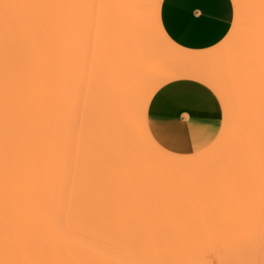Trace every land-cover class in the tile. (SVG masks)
I'll use <instances>...</instances> for the list:
<instances>
[{"label": "bare ground", "instance_id": "6f19581e", "mask_svg": "<svg viewBox=\"0 0 264 264\" xmlns=\"http://www.w3.org/2000/svg\"><path fill=\"white\" fill-rule=\"evenodd\" d=\"M149 1L118 0L124 32H119L121 35L115 37L110 11L116 0L89 2L87 13L80 0H73L71 17L68 16V0H0V264H113L110 258V263L108 258L104 259L106 261L99 260L97 255L103 246L100 248L97 240L85 242L86 228L92 235H106L135 230L142 225H133L135 228L132 224L118 221L172 220L181 215L192 216L194 211L196 215L204 209L200 205L201 209L195 210L196 204H193V208V202L189 206L190 203L181 195L183 193L179 192H182L180 188H186L181 183L191 179L200 169L203 171L202 167H206L212 159L198 163L168 160L150 146L142 131L144 102L159 83L158 80H164L161 68H157L153 62L148 64L151 58H146L152 54L147 50H154L155 59L162 61L161 53L157 52L162 50L153 44L154 40L163 39L155 19L158 0L153 2L151 18L147 15V4L152 3ZM257 3L258 7H254L258 8L257 16L249 18L257 26L246 33L248 42L243 40L242 57H238L235 51L231 53L232 56L238 54L236 58L241 60L236 61L231 55L226 59V62L235 60L232 67L238 74L234 70L235 75L232 73V67H229L230 70L227 68L231 65H228L229 62L227 67L220 68L223 73H228L221 78L219 72L221 79H217V75L213 77L211 70L199 68V71L197 66H193L196 69L191 71L213 83L226 98L238 87L234 84V78L239 75L244 86L247 84L254 89L253 94L252 89L247 88H244L246 92H241L243 96L251 94L244 102L251 106L246 110L247 105L243 104L242 107L241 102L235 127L237 135L250 138L264 137V47L261 46L264 44V39H261L264 35V0L262 5L261 0H257ZM83 38L88 45L85 62L88 66L70 75L69 47ZM149 43L150 48L145 51ZM143 56L148 60H143ZM170 56L165 52V57ZM181 59L178 61L184 63L185 60ZM145 61L151 67L145 68ZM163 65L162 70L166 68ZM189 65L185 68L188 69ZM240 66L242 68H238ZM154 67L157 68L154 71L157 72L156 77L149 73ZM180 67H177L179 71ZM174 69L171 70L174 72ZM178 70L174 73L169 71L174 76ZM228 70L232 71L233 81ZM217 72L213 70L212 74ZM53 81L56 82L55 86ZM117 81L119 88L114 86ZM150 81L153 82L150 84ZM237 90L239 93V88ZM53 98L57 103L55 126L52 122ZM100 107L105 108V125L102 128L105 141L102 145L97 144L94 134L95 122L101 117H98ZM242 108L246 110L243 114ZM100 183L103 189L99 187ZM180 196L184 203L180 202ZM203 204L206 207L208 202ZM203 211L201 217L211 212L203 214ZM216 212L210 215L219 216L221 213ZM222 212L224 215L236 214L228 210ZM258 230L261 231V227ZM229 234L225 238L228 241L233 233ZM236 242L239 248L240 241ZM262 242L263 239L258 242V248ZM232 246L235 245L232 243ZM87 252L89 260H86Z\"/></svg>", "mask_w": 264, "mask_h": 264}, {"label": "rangeland", "instance_id": "374dc122", "mask_svg": "<svg viewBox=\"0 0 264 264\" xmlns=\"http://www.w3.org/2000/svg\"><path fill=\"white\" fill-rule=\"evenodd\" d=\"M89 2H95V0H80V4L86 13H87L86 7L88 6ZM149 2H152V3H149ZM149 2H148L149 4H147V9L149 7V10H147V12L149 14H147V15H149L151 18V12H154V9H153L154 7L152 6L154 0H150ZM159 2H160V0H158V6H159ZM233 2H234V9H233V15H232L231 21H230V26H229V29L226 32V34L221 39V41L218 42V44L221 43L220 45L216 44L217 46L214 45L212 47H209V49L207 48V49H203L200 51L190 50V49L188 51L186 49H179L173 43H170L162 35L163 39L159 40V41L154 40L153 44L157 47V49L159 48L160 50H162V51L158 50L157 52L161 53L159 55L162 56V58L161 57H159V58H161L162 61H163V58H165V60L163 62L160 61L159 59H155V55L153 54L154 50L153 51L147 50V48H150V46H149L150 43L147 44L148 46L145 45L146 46L145 51L147 50V51H149V53L152 52V54H150L151 56L149 54H147L150 57H148V56L146 57L149 59L151 58V60L145 59L146 55L143 56L144 57L143 60L144 59L146 61L148 60L147 63L153 62L152 64H155V65L157 64V66H158L157 68H161L160 70L162 72V75L163 76L167 75L166 77L162 76V79H164V80H161V81L158 80L159 83L156 84V86L150 91V93L160 83H162L168 79L174 78V77H180V76H184V75L189 76L190 75V77L195 76V78L198 77V79H200L201 76L200 77L198 75L196 76V74H193V72H191L192 70L195 71V69H196V67H193V66H197L198 69L199 68L203 69V70L206 69V71L211 70V75L212 76L214 75L213 77H216V75H217V77H216L217 79H221L226 74H228L227 72L223 73L222 70L220 71V68L227 67L228 62H229L228 65H230V64L231 65L228 66L227 68H229V67L231 68L233 64L235 65V63H233V62H235V60L226 62V59H228L227 57L230 56L231 53H233V51H235L239 54L238 57H240V56L242 57L243 47L245 46L243 43L246 41L248 42V40H246V38H247L246 33H247V31L250 32L253 29H256L255 27L257 26L255 21L249 20V18H251V17L255 18L257 16V14H255V13H257L256 10L258 8L257 9L254 8V7H258L257 0H233ZM116 3H117V5H116ZM256 3H257V5H256ZM262 3H263V0H261V5H262ZM112 5L113 6L111 7V11H110L111 12V14H110L111 19L110 20H111V26L113 24V26H112L113 30L112 29L111 30L113 32L115 30L114 36L117 37L118 35L119 36L121 35L120 33L124 32L123 31L124 26H123V21L120 18V17H122V15H121V11H119L120 7H119L118 0H116V2H113ZM148 5H150V6H148ZM113 8H114V11L112 10ZM151 8H152V11H151ZM67 9H68V16L71 17V14L73 13V0H68ZM149 16H148V19H149ZM115 17H116V19H115ZM113 18H114V20H113ZM120 21L122 23H119ZM250 21H251V23H250ZM150 22H152V21H150ZM152 23H150V24H152ZM150 26L152 27V25H150ZM153 26H155V25H153ZM118 27H121V28H118ZM247 36H248V34H247ZM262 37L263 38H261V39H264V35ZM243 40H245V41L243 42ZM163 42H164V44H162ZM238 46L240 48H238ZM261 46L264 47V44L262 43ZM87 47H88V45L86 43L85 38H83L82 40L74 41V43L70 45V47H69V58H68L69 71H70L69 74L70 75L72 74V72H78V71L80 72L81 70L83 71V68H85L84 66H86V64H85L86 58L88 57V55H86L87 54L86 53ZM143 47H141V48H143ZM152 47H154V46H152ZM152 47H151V49H153ZM135 48H137V46ZM236 49H237V51H236ZM169 50H171V51H169ZM168 51L170 53L175 52V54H173V53L170 54V53H168ZM260 51H263V50H260ZM165 52H167V54H169V56L171 55L170 56L171 59L168 57H165ZM155 54H156V52H155ZM238 54H235L234 56L231 55V56L234 57V59H236V61H237L239 59L238 57L236 58V56ZM243 54H245V53H243ZM152 55L154 56V58ZM179 55H180V57H179ZM263 56H264V54H263ZM139 57H141V55ZM156 57H157V55H156ZM232 57H230L231 59L230 58L229 59L233 60ZM177 58L178 59L182 58L181 60H185V62L181 63L180 61H178ZM239 60H241V59H239ZM146 61H145L146 65H143L144 62L141 61V62H143L142 65L147 66L145 68H149L151 63H150V65H147ZM203 61H204V63L202 64ZM261 61H262V59H261ZM263 61H264V59H263ZM160 63L162 65H163V63H166V64H164V65H166V68L164 67V70L167 69L166 72H163L164 70H162L163 69L162 65H159ZM238 63L239 62H237V64ZM173 64H174V68L182 66L183 68L180 67L181 68L180 71L182 70L183 73L180 72L177 68V70H178V73H176L177 75L174 74V76H172L171 74H173L174 72L177 71L174 68H172ZM188 64H191V66L190 65L189 66L191 68L193 67L194 69H189L190 67L188 69L185 68V67H188L187 66ZM242 64H244V63H242ZM142 65H141V67H143ZM234 65H233V67H234ZM260 65L261 64H259V66ZM87 66H88V64H87ZM170 66H171V69H174V72H173V70L169 69L173 73H171L168 70V67H170ZM175 66H177V67H175ZM233 67H232V71L234 70L236 72L235 68H233ZM230 68H229V70H230ZM238 68H242V67L240 66ZM151 69H150V71H151ZM156 69L154 67V70H152V72H150L149 70L148 71H149V73L154 74L156 77L157 75L155 73H157V72L154 73V71H156ZM186 69H187V71L184 72ZM200 69H199V71H200ZM236 69H237V67H236ZM213 70H214V72H216V70L218 72L215 74L214 73L212 74ZM225 70H227V69L225 68ZM238 70L241 71V69H238ZM189 71L192 74H190ZM234 71L232 73L235 75ZM231 72H230L229 77L233 81L234 77H232L233 75L231 74ZM163 73H167V74L164 75ZM218 73L221 74V78L218 76L219 75ZM236 73L238 74V72H236ZM152 74H149V75H152ZM241 74L244 75L243 72ZM154 75H153V77H154ZM239 76L236 79L234 78V81L236 82V83L234 82V84L238 87H235V85L232 84L233 87L236 88V89H234V92L236 93L235 90H237L239 88V93L237 90V93L234 94V92L232 90L231 95H229V97H227V98H226L225 94H223V96H222V93L217 90V88L214 86L213 83L210 84L211 82H209V81L207 82L206 79L203 80L201 78L200 79L201 81L200 80L199 81L200 82L203 81L202 83L213 94V96L215 97V99L218 103V106H219L220 118H219V125L216 129V132L213 135V137L209 141H207L205 144H203L200 147L191 149V150L175 151V150H170V149L166 148L167 150H170V151L176 152V153H181V154H191L192 153L193 154V153L201 152V150L205 149L209 145L214 144L213 147L211 148L210 152L204 154L203 156H198L197 158L192 159V160L187 159V160L182 161V163L183 162L194 163L193 161H195V163H198V161L202 162V161H204V159H207L208 161L210 159H212V161L209 162V164L207 163L206 167L204 166L205 168L202 167L203 171L200 169L199 173H197L195 175H193V173H192L193 176L191 175L192 176V177H190L191 179L188 178L189 180H186V181H184L185 180L184 179L183 180L184 182H182L181 185L186 186V188L183 186L184 189L180 188L182 190V192H179V194L183 193L181 195H183L182 197H183V199H185V201L187 200L186 201L187 203H190V204H188L189 206L191 205L192 202H193L192 205L194 203L196 204L197 208L194 206L195 204L192 206L193 208L195 207L194 208L195 210H197L201 206H203L204 209L206 207L207 208L205 210L203 209L204 211L201 210V212L200 211L198 212V213H200V216H198L197 212H196L197 214L195 213L196 215H194L195 211L194 212L192 211L193 212L192 216L189 215L190 217L189 216L183 217V215H181L182 217H180V218H173L172 219L173 221L171 219H159V220L157 219L158 223L156 220H142V219H140V220L139 219L138 220L132 219L133 221L127 220V222L126 221L125 222L124 221H118L121 223L132 224V226L136 225V224H139V225L142 224L143 226L144 225L146 226V227L145 226L142 227V225H141L142 228L141 227L136 228V226H137L136 225V226H133L136 228L135 230L132 227L133 230L118 232L120 234H118V233H110L109 234L108 233L105 235V233H102V234L92 235V233H90L89 230H87V228H86V230L84 231L85 242L87 243L90 240L94 239V240H97L98 243H100V245H101L100 248L103 246L102 249H100L101 252L99 250L98 251L100 253L97 252V253H99L97 256L100 258V259L98 258L100 261H103L104 259L107 260V258H108L107 261L109 262L110 261L109 258H110L111 259L110 262H112L113 264H264V137L258 136L256 138H250V137H247L244 135H237L235 133L238 111H240V109H241V102H242V107H243L245 100H248L247 97L251 96V94L249 96H247V95L243 96V93H241V92L245 91L244 88H247L248 90L252 89V94H253V92H255L252 87H249L250 85L246 84L244 86V84H242L243 82L241 81V79L239 80ZM153 77L150 76V78H153ZM241 77L242 76H240V78ZM154 78H153V81L156 82V78L155 79ZM244 78H245V76H244ZM237 80L241 81V82L237 83L238 82ZM153 81H150L148 83L151 84V82H153ZM244 82L246 83V81H244ZM240 83H241V85H239ZM55 84H56V82L53 81L54 86H55ZM115 84H114V86H116L118 88L120 87L119 82L115 83ZM208 85H210V87L213 88L215 91L217 90L216 93L221 98L222 103L226 109V114H225V116H226V121H225L226 131H225L224 136L221 137L220 139H215V138H216V135L218 133V130H219V127L221 124L222 103H221L220 99L218 98V96L216 95V93L213 92L212 89L209 88ZM149 94H148V96H149ZM151 94H150V96H151ZM245 94L246 93H244V95ZM150 96H149V98H150ZM255 96L256 95L254 94L253 97H255ZM149 98H148V100H149ZM148 100H147V103H148ZM254 100H256V99H254ZM245 105H247V106H245ZM56 106H57L56 99L53 98L52 122H53L54 126L56 124V119H57ZM244 106H245V109L247 107L250 108L249 106H251V104L248 105V102L246 101V104H244ZM252 106H254V105L252 104ZM101 109H104V110H101ZM146 109H147V104H146ZM242 110H243V108H242ZM246 110H248V109H246ZM246 110L245 111L243 110L242 114L244 112H246ZM256 110H257V107H256ZM104 111H105V108L100 107L98 117L99 116H101V117H99V121L96 120V122H95L96 124H95V128H94V134H95L96 142H97V144H100V145H102L103 142L105 141L104 131H103L104 125H105L104 124L105 121L103 118L104 117ZM145 117H146V112H145ZM147 128H148V126H147ZM148 131H149V128H148ZM53 132H54V130H53ZM149 133H150V131H149ZM157 143H159V142H157ZM208 155L209 156L213 155V158H212V156H211V158H209ZM196 172H197V170H196ZM254 179H256L257 182ZM99 187L101 189L104 188L103 184H101V183H100ZM102 196H104V194H102ZM182 197H181V199L180 198H178V199L181 200L180 202L183 201L182 203H184L185 201L182 199ZM207 202H208V205H206V207H205V205L203 203H207ZM209 204H210V206H209ZM188 205H186V206L183 205V207H189ZM208 207H210L211 209L209 210ZM185 209L188 210V208H185ZM185 209H183V210H185ZM207 209L211 212H209ZM186 210H185V212L187 213L188 211H186ZM225 210L233 211L238 216L236 214H235L236 216L235 215H233V216L224 215L222 211H225ZM202 211L204 212L203 214H205V212H209V213L205 214L206 215L205 217H204V215H202V217H201ZM216 211H218V212L220 211L222 213V215H221V213H219L220 214L219 216L216 215L217 214ZM212 212L213 213L216 212V214L210 215V213H212ZM240 218L243 221H241ZM244 218H246V220H248V218H249L252 222H248L249 220L248 221L245 220L246 221L245 222ZM174 219H175V221H174ZM179 219H181V220H179ZM135 220H137L138 222ZM232 220L233 221L235 220V221L233 223L232 222L230 223L229 221H232ZM236 220H238V223H240V224L236 223L237 222ZM215 221L218 223H216ZM155 222L158 226L155 224ZM164 222H166V223H164ZM242 222H243V225L241 224ZM247 222H248V224H246ZM168 223H170V224H168ZM235 223L238 224L239 226L235 225ZM163 225L166 227H162ZM209 226H210V228H209ZM251 226L254 228H252ZM247 227H250V228L247 229ZM258 227H261L262 230L261 231L258 230ZM155 229H156V231H155ZM239 230L240 231L243 230L242 233ZM245 230H247V231H245ZM248 230L251 232H249ZM234 231H235V233H234ZM243 232H245V234ZM223 233L225 235H223ZM228 233H230V234L233 233L230 236L229 241L226 240L227 237H229V236H227ZM107 235H111V236H107ZM92 236H95V237H92ZM232 238L233 239L235 238L236 239L235 241H237V242L240 241V243H239V245L241 244L239 247L240 249L235 244V241ZM243 238H245V240ZM237 239H239V240H237ZM240 239H242L243 245H242ZM261 239H263V242L261 243L260 247L258 248V242ZM142 241H143V243L145 242L144 246H143ZM224 242L225 243L226 242H230V243L232 242L236 246V248H238V249L233 248L235 246H232V243H231V245H228L229 243L225 244ZM145 244H147V245H145ZM104 245L106 246V248ZM223 245H225V246H223ZM231 246H232V248H231ZM108 247H110V248H108ZM241 247H242V249H241ZM105 249H107L106 252L110 251L111 254L110 253L106 254ZM109 249H111V250H109ZM97 253H95V254H97ZM87 254H89V253L88 252L85 253L86 260H89ZM90 255H89V257L91 258L92 255L91 256ZM99 255H101L103 258ZM226 255H227V257H226ZM106 256H108V257H106ZM106 260H104V261H106Z\"/></svg>", "mask_w": 264, "mask_h": 264}, {"label": "crops", "instance_id": "0c3cea01", "mask_svg": "<svg viewBox=\"0 0 264 264\" xmlns=\"http://www.w3.org/2000/svg\"><path fill=\"white\" fill-rule=\"evenodd\" d=\"M156 7L155 19L161 35L179 49L200 51L217 46L226 34L234 2L160 0ZM197 79L190 76L168 79L160 83L144 103L141 117L144 137L160 156L168 160H192L210 152L214 145L193 154L170 151H187L202 146L213 137L219 125L218 103L203 81ZM216 95L222 103L219 95ZM225 114L226 109L222 103V119L215 139H220L225 134Z\"/></svg>", "mask_w": 264, "mask_h": 264}]
</instances>
